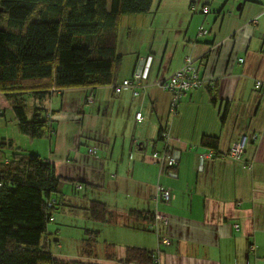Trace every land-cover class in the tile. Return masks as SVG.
Masks as SVG:
<instances>
[{
    "label": "crops",
    "instance_id": "crops-1",
    "mask_svg": "<svg viewBox=\"0 0 264 264\" xmlns=\"http://www.w3.org/2000/svg\"><path fill=\"white\" fill-rule=\"evenodd\" d=\"M237 3L235 9L226 0H153L149 13L119 22L123 64L117 83L132 78L139 62L152 57L149 79L137 97L133 89L116 93L106 86L65 91L48 101L49 119L64 108L75 113L68 129L81 130L86 146L71 160L75 167L69 164L71 174L83 165L82 174L63 177L92 189L79 204L67 203L98 200L118 216L116 223L102 224L84 211L58 214L49 232L54 240L69 232L73 245L65 248L58 240L52 250L56 258L123 264L127 248L137 247L156 251L160 264H264V0ZM200 29L209 33L199 37ZM189 56L201 66L205 84L186 92L171 113V94L159 82ZM138 113L144 117L140 123ZM50 122V142L64 138L67 130H55ZM162 128L169 132L167 143L158 141ZM243 135L249 141L237 161L230 151ZM205 137L217 139V156L200 172L198 157L208 150ZM166 145L180 152L176 178L152 158ZM91 148L99 153L90 155ZM56 151L66 153L64 146L51 147L50 153ZM159 187L169 192L168 201L156 199ZM133 210L166 221L133 218ZM70 228L77 229L75 235ZM85 230L99 232L103 253L82 255Z\"/></svg>",
    "mask_w": 264,
    "mask_h": 264
},
{
    "label": "trees",
    "instance_id": "trees-1",
    "mask_svg": "<svg viewBox=\"0 0 264 264\" xmlns=\"http://www.w3.org/2000/svg\"><path fill=\"white\" fill-rule=\"evenodd\" d=\"M152 6L153 0H0V25L5 20L8 23L6 29L0 26V95L10 104L19 131L31 139L46 137L51 122L49 110L41 105L59 92H94L106 86H113L116 92L122 84L117 83L123 64L118 53L120 19L149 13ZM30 99L35 101L31 116L27 114ZM221 122H225V115ZM164 131L160 129L158 141H165ZM203 145L217 156L216 138L205 137ZM7 148L12 149L13 142L1 139L0 264H88L55 259L49 225L57 223L59 210L84 211L89 219L102 224L116 223L118 216L94 199L88 198L82 205L64 204L62 183L69 182L71 193L82 198L92 186L59 176L55 164L39 154H26L17 148L10 158H4ZM164 148L155 152L176 151L168 145ZM90 150L92 156L99 153L97 148ZM179 162L180 152L175 166H161L176 178ZM52 200L55 202L50 205ZM130 215L159 221L144 211L133 210ZM98 238V231L85 230L83 256L95 255ZM157 255L156 251L128 247L122 263L160 264Z\"/></svg>",
    "mask_w": 264,
    "mask_h": 264
},
{
    "label": "rangeland",
    "instance_id": "rangeland-1",
    "mask_svg": "<svg viewBox=\"0 0 264 264\" xmlns=\"http://www.w3.org/2000/svg\"><path fill=\"white\" fill-rule=\"evenodd\" d=\"M228 6L229 5H233L234 8L236 9L237 7V2L238 0H226ZM226 11H228L229 9H225ZM2 28H8V23L5 20L1 25ZM143 60H141L139 62V64L135 67V70L133 72V75L136 71H140L142 70L144 63L142 62ZM142 62V63H141ZM201 77L203 79V85L205 84L204 82V78L202 76V70H201ZM202 85V86H203ZM201 86V87H202ZM200 88V87H199ZM75 90V89H74ZM167 91V90H164ZM171 94V103L173 100V95L170 91H167ZM60 93V92H59ZM186 94V93H185ZM181 95V99L180 101H182L184 95ZM54 99H58L57 96L54 97ZM35 101H33L32 99L27 101V114L30 113V110H32L33 106H34ZM38 104V106L40 105V102H36ZM170 103V105H171ZM6 105V100L1 96L0 97V140L1 139H6V140H10L13 142V148H7L4 150L3 152V157L4 158H10L11 155L17 150V148H20L21 151L25 152L26 154H39L41 157L46 158L48 160H50L51 162H53L55 164L56 167V172L59 176L63 177L65 176H71L74 175L73 178H77L80 174H82V170H80L81 168L83 169V165H81L80 169H75L73 171V174L71 169H70V165L72 164V166L75 167V165H73V162L71 161L76 154L78 153V151L80 150V148H85L86 146L81 145L83 143V141L81 140V130L80 131H74V130H69L68 129V120H75V113L71 112L70 109H61L58 111V113H56L55 115H52L51 118L49 120H52V124L54 125L55 130L61 131L64 128L67 130L65 132V136L64 138H58L55 139L54 141L49 140V134H47L46 137L41 138V139H31L28 136L22 134L19 131L18 128V123L17 120L15 118V114L13 112V110L11 109V107H5ZM98 106V105H97ZM41 107L44 108H49L50 107V103L47 101H44L41 105ZM178 108V107H177ZM54 108H52L53 110ZM58 110V109H57ZM5 111V112H3ZM177 110L174 112L176 113ZM3 113V114H1ZM50 113V112H48ZM51 115V113H50ZM151 117V116H150ZM154 117V116H153ZM137 119V118H136ZM77 121H81V119L78 117ZM76 129H80L79 127H75ZM244 136L247 135H243L241 137V139H244ZM248 137V136H247ZM240 139V140H241ZM86 141V140H84ZM248 139H246L245 142V147L248 143ZM64 146L66 153H60L59 151H56L54 153H50L51 152V147H52V151L56 150V148L62 147ZM87 151V150H86ZM154 161H156L153 158ZM234 160H239L234 158ZM67 183H62L61 185V190H63V192L65 193V195H63V202L64 204H66L69 200L76 201L78 202V204L80 203V199L82 196H74L71 191H70V186ZM96 198V197H95ZM57 214H63L62 210H59ZM56 223H51L49 225V231L51 232V230L55 227ZM71 232H72V236L75 235L76 233V228H70ZM82 234V233H81ZM60 236H58V233L56 234V238L55 239V243H52L51 245V250H54V248L58 245L57 243L60 242V244L63 243V241L65 242V248L66 247H72V239L70 238L69 232H66V235H62L61 237L64 238V240H61V238H59ZM104 240V238H102ZM59 240V242H58ZM100 240L97 244V249L94 250V253H103V251L99 250L100 246H99ZM83 243H81L82 245ZM81 250H82V246H81ZM55 257V256H54ZM55 259L59 260L58 258L55 257ZM79 262V261H78Z\"/></svg>",
    "mask_w": 264,
    "mask_h": 264
},
{
    "label": "built area",
    "instance_id": "built-area-1",
    "mask_svg": "<svg viewBox=\"0 0 264 264\" xmlns=\"http://www.w3.org/2000/svg\"><path fill=\"white\" fill-rule=\"evenodd\" d=\"M204 12H206L203 9ZM206 30L201 29L199 31V35H202L206 33ZM264 46V45H263ZM264 48V47H263ZM187 57L184 61L183 66L175 71L170 78L165 80L164 82L160 83V87L163 90L170 91L173 95V100L171 103L170 111L171 113H174L177 110V107L180 104L181 95L185 94L186 92L197 89L203 85V79L201 77V66L198 65L195 61H192L191 59H188ZM152 58H148L147 65L145 64L144 68L140 71H136L131 79L124 80L122 84L116 89V93H120L123 90L126 89H134V87H138L141 85L143 81L147 79L148 72L150 70ZM243 62V60H241ZM261 83H257V87H260ZM134 96H138L139 93L134 91ZM136 118L138 121H142L143 115L141 113H138L136 115ZM163 139L168 141L169 139V132L164 131L162 133ZM244 139L239 140L238 142H235L231 148L230 156L234 159H241L243 155V151L245 149V142L246 139L249 140V137L244 136ZM252 139H255V137H252ZM93 150H90L92 152ZM215 155V152L212 149H208L205 153L200 154L198 157V171H203L205 162L209 159H213ZM152 158H154L158 163L161 165H167L169 167L175 166L179 160V152L174 151L173 153L163 152L161 154L154 152L152 154ZM173 177H176V174H171ZM161 198L164 201H168L170 199V194L166 190H162L159 187V194L156 195V199ZM55 201L52 200L50 205L53 204ZM157 219L166 221L162 216L156 215Z\"/></svg>",
    "mask_w": 264,
    "mask_h": 264
},
{
    "label": "bare ground",
    "instance_id": "bare-ground-1",
    "mask_svg": "<svg viewBox=\"0 0 264 264\" xmlns=\"http://www.w3.org/2000/svg\"><path fill=\"white\" fill-rule=\"evenodd\" d=\"M238 1H241V2H243V1H247V0H238ZM201 30V29H200ZM199 30V31H200ZM203 30H206L207 32L206 33H204V34H202V35H199V37L200 36H205V35H207L208 33H209V31H208V29H203ZM207 55L208 54H204V56H203V59H205L206 57H207ZM151 57V56H150ZM149 58V57H148ZM148 58L144 61V66H145V64L147 65V62H148ZM152 58V57H151ZM186 59V58H185ZM188 59H191L192 61H195V59L193 58V57H190L189 56V58ZM185 61V60H184ZM184 64V63H183ZM144 66H143V68H144ZM183 66V65H182ZM149 75H150V70H149V72H148V76H147V79L145 80V81H143L142 83H141V85L144 83V82H146L148 79H149ZM133 77V76H132ZM170 78V77H169ZM131 79V78H130ZM128 80V79H127ZM165 80H167V79H165ZM164 80V81H165ZM164 81H161V82H159V86H160V83H162V82H164ZM261 83V82H260ZM262 84V83H261ZM140 87V85L138 86V87H136V88H134L132 91H136V92H138L137 91V89ZM191 91V90H190ZM134 93V92H133ZM139 93V92H138ZM134 95V94H133ZM134 97H137V96H134ZM142 114V113H141ZM138 121V120H137Z\"/></svg>",
    "mask_w": 264,
    "mask_h": 264
},
{
    "label": "water",
    "instance_id": "water-1",
    "mask_svg": "<svg viewBox=\"0 0 264 264\" xmlns=\"http://www.w3.org/2000/svg\"><path fill=\"white\" fill-rule=\"evenodd\" d=\"M239 8V7H238Z\"/></svg>",
    "mask_w": 264,
    "mask_h": 264
}]
</instances>
